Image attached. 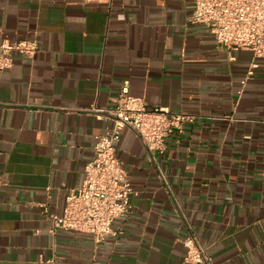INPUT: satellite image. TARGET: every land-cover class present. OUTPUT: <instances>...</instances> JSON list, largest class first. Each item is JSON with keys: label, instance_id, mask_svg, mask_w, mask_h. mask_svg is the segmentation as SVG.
<instances>
[{"label": "crops", "instance_id": "1", "mask_svg": "<svg viewBox=\"0 0 264 264\" xmlns=\"http://www.w3.org/2000/svg\"><path fill=\"white\" fill-rule=\"evenodd\" d=\"M193 0H0V44L36 42L0 70V264H264V56L216 42L187 20ZM244 81V83H243ZM129 94L195 114L155 159L125 127L116 156L137 192L101 242L55 228L82 185L92 108Z\"/></svg>", "mask_w": 264, "mask_h": 264}, {"label": "built area", "instance_id": "2", "mask_svg": "<svg viewBox=\"0 0 264 264\" xmlns=\"http://www.w3.org/2000/svg\"><path fill=\"white\" fill-rule=\"evenodd\" d=\"M187 20L209 26L220 45L248 49L255 57L264 56V0H193V11ZM37 50L36 42L31 40L2 41L0 70L12 66L14 51L32 57ZM92 110L111 118L114 126L96 137L94 155L84 167L83 183L68 191L63 214L50 212L46 206L44 212L55 228L88 233L96 242H101L114 232V220L129 214L130 198L137 193L116 156L121 130L125 127L134 130L145 150L155 159L156 154L166 150L168 137L197 116L171 112L159 106L150 107L143 98L129 94L128 82H124L119 94L113 98L112 106H94ZM183 244L185 263L211 264L205 248L193 234L186 237Z\"/></svg>", "mask_w": 264, "mask_h": 264}]
</instances>
